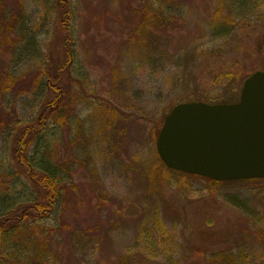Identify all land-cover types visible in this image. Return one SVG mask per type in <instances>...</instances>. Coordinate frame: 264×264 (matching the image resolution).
Here are the masks:
<instances>
[{
	"label": "rangeland",
	"instance_id": "rangeland-1",
	"mask_svg": "<svg viewBox=\"0 0 264 264\" xmlns=\"http://www.w3.org/2000/svg\"><path fill=\"white\" fill-rule=\"evenodd\" d=\"M1 1L20 24L0 69L22 84L0 93L13 125L0 131V214L35 194L13 156L14 126L37 117L48 71L67 59L56 0ZM151 1L72 0L76 59L60 82L68 123L51 121L37 145L39 157L53 149L68 187L38 221L47 243L24 245L25 264L40 246L47 264H222L212 258L240 252L264 264V181L213 189L207 177L164 170L156 148L173 106L236 101L264 70V0H157L175 23L143 39L136 12Z\"/></svg>",
	"mask_w": 264,
	"mask_h": 264
},
{
	"label": "trees",
	"instance_id": "trees-1",
	"mask_svg": "<svg viewBox=\"0 0 264 264\" xmlns=\"http://www.w3.org/2000/svg\"><path fill=\"white\" fill-rule=\"evenodd\" d=\"M59 9V22L63 33V45L67 59L61 62L58 70L55 68L48 71L46 88L50 97L46 100L42 110L33 121H29L19 128L15 125V137L13 146V156L15 161L24 168L26 177L34 187L33 197L25 202L17 204L6 212L0 214V264H7L11 256L17 257L18 261L13 264H25L22 260L25 255L24 245L35 243L44 245L49 239L41 234L38 221L48 218L56 209L58 203L63 199L67 184L60 170L63 165L54 162V151L47 149L48 156H37L38 140L47 136V128L51 121L65 126L68 123V101L66 88L61 85V73L73 66L76 59V39L74 34V8L72 0H56ZM156 1V2H155ZM167 3L176 0H164ZM5 6L0 2V55L12 48L16 43L17 29L20 24V15L12 12L7 18ZM141 9V10H140ZM136 14L138 21L135 33L143 39L151 32H164L171 29L175 18L168 11V6L152 0L146 3ZM5 12V13H4ZM149 37V36H148ZM250 75V74H249ZM248 75V76H249ZM247 76V77H248ZM34 83L37 80H33ZM22 84L20 77L0 69V93L11 92ZM225 102V101H224ZM230 102V101H226ZM1 110V102H0ZM10 115L0 114V131L12 125ZM162 127V124L160 125ZM49 147V146H48ZM158 162L165 167V164L158 156ZM164 170L173 171L167 167ZM167 171V172H168ZM183 176L189 174L183 173ZM214 189L221 181L207 178ZM235 181V180H234ZM243 182H259L264 179L236 180ZM54 230L53 228H51ZM31 239V240H29ZM44 249L39 248L35 256H32V264H47L45 261ZM217 258L213 261L223 260L222 264H244V253L235 255L233 253Z\"/></svg>",
	"mask_w": 264,
	"mask_h": 264
},
{
	"label": "water",
	"instance_id": "water-1",
	"mask_svg": "<svg viewBox=\"0 0 264 264\" xmlns=\"http://www.w3.org/2000/svg\"><path fill=\"white\" fill-rule=\"evenodd\" d=\"M156 148L175 171L217 181L264 179V70L245 78L236 101L173 106Z\"/></svg>",
	"mask_w": 264,
	"mask_h": 264
}]
</instances>
